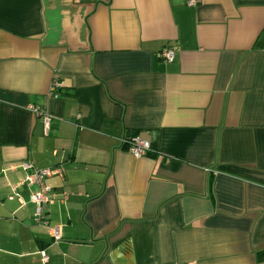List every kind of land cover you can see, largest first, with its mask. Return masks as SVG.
<instances>
[{
	"label": "crops",
	"instance_id": "1",
	"mask_svg": "<svg viewBox=\"0 0 264 264\" xmlns=\"http://www.w3.org/2000/svg\"><path fill=\"white\" fill-rule=\"evenodd\" d=\"M134 135L146 155L118 144ZM21 162L59 170L44 212L56 240ZM262 251L264 0H0V264H264Z\"/></svg>",
	"mask_w": 264,
	"mask_h": 264
},
{
	"label": "built area",
	"instance_id": "2",
	"mask_svg": "<svg viewBox=\"0 0 264 264\" xmlns=\"http://www.w3.org/2000/svg\"><path fill=\"white\" fill-rule=\"evenodd\" d=\"M175 47H165L159 52V56L165 61L171 62L175 56ZM58 82L54 81L49 88L48 94L57 97L54 93L55 88L58 86ZM28 108L35 114L42 117V123L45 130L48 129L50 116L48 113L43 112L37 106L29 104ZM118 144L121 148L131 153L136 157L144 156L150 150V142L143 140L138 136H123L118 139ZM19 166L25 171L23 183L27 186H34L35 189L30 193L29 200L34 204V220L37 223L48 225V221L45 218V205L51 201L50 190L51 186L48 184V179L57 174L59 170L57 168L45 167V168H33L29 162H21ZM52 231V236L56 239L60 237L59 229L57 226H49ZM47 258L46 255L43 257Z\"/></svg>",
	"mask_w": 264,
	"mask_h": 264
},
{
	"label": "trees",
	"instance_id": "3",
	"mask_svg": "<svg viewBox=\"0 0 264 264\" xmlns=\"http://www.w3.org/2000/svg\"><path fill=\"white\" fill-rule=\"evenodd\" d=\"M258 259L261 261H264V251H262L258 254Z\"/></svg>",
	"mask_w": 264,
	"mask_h": 264
}]
</instances>
